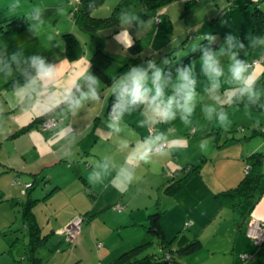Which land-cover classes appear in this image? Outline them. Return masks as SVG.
Returning a JSON list of instances; mask_svg holds the SVG:
<instances>
[{
  "label": "crops",
  "instance_id": "1",
  "mask_svg": "<svg viewBox=\"0 0 264 264\" xmlns=\"http://www.w3.org/2000/svg\"><path fill=\"white\" fill-rule=\"evenodd\" d=\"M250 1L253 0L246 2ZM258 5L264 11V1L259 0ZM28 28L11 33L0 30V49L5 48L3 45L9 38L18 39L21 43L16 44L14 48H7L9 61L11 55L18 51V46L24 48L23 58L36 53L34 41L40 38L39 35L32 36ZM248 31L252 35L250 18ZM183 33L170 38L168 45L164 43L157 47L155 51L157 56L152 52L145 56L139 54V59L131 66L147 69V61L154 59L156 67L160 69L164 58L160 65L159 61H156L161 56L166 55L170 60L171 57L176 59L184 55L185 53L175 55L177 48L183 46L182 43L185 41ZM199 34L204 36L209 33L201 29ZM260 36H264V29ZM101 38L103 48L117 54L108 49V43L102 36ZM134 39L136 38L133 37ZM254 49L248 47V56L251 57L247 61L256 60L257 56L263 61L264 45L258 44L256 50ZM170 50H173L172 53ZM88 54L84 59L89 58ZM203 54L192 59L184 67L187 68L192 63L195 67L196 106L199 105V108L208 104L215 107L228 106L226 112L230 115L229 97L233 101L231 105L243 107L235 101L237 96L233 94V90L237 86L231 81L219 79L220 87L214 89L212 82L203 72L202 64L199 61L194 62ZM50 55L48 62L59 65L58 79L51 88L45 84L42 91L21 102L6 84L10 78L19 74L15 71L17 64H10L12 74L8 78L3 76L9 65L0 64V264H28L23 254V244L22 249L18 250L15 243L18 239L12 243V233H1L12 228L11 210L17 203L22 207V201L28 199L27 197L35 199L33 213L40 225L41 233L62 232L71 216L77 214L83 217L81 224L85 223L88 226L82 229L80 225L75 236L79 245L84 244L86 236L93 238V229L98 226L96 219L100 215L104 216L100 227L107 224V227L113 226L112 228L116 229L127 227L141 229L146 224L147 213L157 208L161 211L160 222L166 236L170 237L183 230L188 237H197L202 243L197 251L173 258V264H264V240L257 245L258 247H254L244 231L249 218L264 223V132L259 134L260 138L254 139L247 138L252 134L256 135L252 132L254 128L250 134H246L245 129L241 135L235 132L228 133L226 126L216 123V113H213V121H208L204 118L202 108H198L199 115L192 118L193 123L190 126L181 123L179 112L170 122H156L146 105H140L131 114L125 112L119 123L121 130L116 132L108 128V123L109 114L118 103L117 96L111 108L108 107L112 83L102 86L100 82L99 102L88 101L79 110L72 112L64 105L51 117L41 121L35 120L62 100L61 89L71 86L85 69L90 71L89 59L83 60L79 58L80 56L69 57L64 48L62 54L57 57L59 62L52 59L53 51ZM61 61L64 62L61 64ZM163 66L164 64L162 69ZM249 68L258 78H264L262 63L258 61ZM165 93L170 95L171 90L165 89ZM239 111L248 113L247 110ZM251 115L250 120H255L258 124L255 128L263 130L264 113L263 116ZM44 120H52L54 123L42 127L41 123ZM30 123L31 126L22 130ZM245 127L249 128L248 125ZM239 130H242V125ZM157 135H160L161 141L167 145L166 154L153 157L148 163H139L135 157L142 150L143 142ZM173 140L176 141L175 144L172 143ZM256 150L262 152V175L257 188L247 199L249 202L246 200L247 207L245 205L244 216L240 219L238 206L230 207L222 203L216 193L237 183L247 165L245 157L249 152ZM199 162L198 170L187 175L183 184L173 193H166L163 190L165 183L179 175L184 166ZM105 164L108 165L110 174L102 175L103 185L89 184L87 175L99 170L98 165L102 167ZM28 182H32V185L25 190L24 186ZM96 183L99 184L100 181ZM127 190L128 193L125 195ZM152 191L155 193L153 197ZM25 193L26 199H22ZM141 194L144 197L142 202L135 203L133 195ZM117 201L121 202L124 210H121L120 206L119 211L114 214V220H106L104 213ZM88 213L92 215L88 217ZM51 216L54 222L48 226V230L47 228L44 230V223L39 218L45 217L48 220ZM241 220L242 224L239 223ZM5 226L7 229H3ZM140 234L142 238L144 231ZM115 246L110 245L105 251L102 248L97 249L96 256L89 257L79 254L75 257L57 259L40 255L42 258L40 264H107L118 255L115 257L109 255L111 252L116 254L119 250Z\"/></svg>",
  "mask_w": 264,
  "mask_h": 264
},
{
  "label": "rangeland",
  "instance_id": "2",
  "mask_svg": "<svg viewBox=\"0 0 264 264\" xmlns=\"http://www.w3.org/2000/svg\"><path fill=\"white\" fill-rule=\"evenodd\" d=\"M247 0H194L191 3L190 7L186 10L187 12L183 13L184 9V0H173L158 9H152L150 11H146L141 8V6H132L128 11L137 15L141 20L144 21V24L139 27H133L130 29L132 37L138 38L141 49L139 54L141 56L152 54L156 55L155 51L157 47L162 46L164 43L168 45V41L170 38H173L178 33H183L182 37H185V41L183 46L178 47V51L175 52L176 56H179L181 53H187L189 50L193 49L195 45L199 41H203L206 44H212L208 47L207 51L216 52L219 50L220 46L223 45L225 48V52L229 51V46L227 45V38L226 35L231 33L233 35L238 36L242 40H244L245 44L247 45L246 37L249 34V18H250V9L253 7V4L256 3L258 5L259 0H253L249 3L246 2ZM264 1V0H261ZM12 0H0V9H3L5 6L9 5ZM117 2V0H101L97 3L94 7L91 8L90 14L92 15H107L112 10V7ZM246 8H245V4ZM39 6L43 9L40 12V16L43 17V22L37 25V31L39 33L38 40L34 41V52L35 54H40L46 52L43 56L47 58L48 61L51 51H53L52 59H55L57 62V57L60 56L63 52L64 48V37L62 33L64 32H72L73 36L77 39L79 45L81 46V54L78 56H74L73 58L79 57L83 60H88V58L84 59V56L90 55L93 50V41L88 37V35L83 32L82 30L78 29L76 25L73 23L72 18L69 15V10L74 9L78 5V0H20V9L27 13V15L33 10L34 6ZM259 6V5H258ZM240 7V8H239ZM260 7V6H259ZM58 9H62V11H58ZM165 12H161L162 10ZM166 13V14H165ZM214 17V18H213ZM119 24V22H118ZM118 24L102 27L97 30V34L104 38L108 44V49L117 53L120 56H127L128 50L123 49L120 47L113 40V36L120 30ZM201 29H205L208 31L209 35L216 37V39L209 43L208 40H205L206 35H200ZM138 31V32H137ZM194 34V35H193ZM51 35L53 37L52 40H49L48 37ZM198 37V38H197ZM180 41V40H179ZM183 42V41H182ZM213 43H217L214 45ZM20 45L21 43L17 40L6 39L5 44L3 46H7L8 49L14 48L15 46ZM180 45V44H179ZM177 45V46H179ZM257 46L254 50H256ZM107 49V48H106ZM248 47L245 49L247 55H244L242 51L239 55L238 59H246L248 60ZM234 50V49H233ZM204 55V54H203ZM157 56V55H156ZM166 55L161 56L158 58L156 62L158 64L165 58ZM256 61L262 63L260 61V56H257ZM11 59V58H10ZM221 65L224 68V75L221 76L219 79H224L225 82H230V73L227 70L228 65V57L225 55L221 57ZM23 61V57L21 58ZM199 61L196 59L194 62ZM251 61V60H250ZM249 62V61H248ZM160 65V64H159ZM162 65L160 70H162ZM90 69V68H89ZM14 70V69H13ZM16 71V69H15ZM14 74V73H13ZM261 78H259V81ZM234 83L233 81H231ZM203 95V94H202ZM203 102H201L202 104ZM200 104V103H199ZM200 104V105H201ZM235 104V103H234ZM210 105V104H208ZM238 105V104H237ZM204 106L199 105L196 106V111L193 117L198 116L197 114L198 108L201 109ZM228 106H216L218 109H223L226 111ZM231 108L229 115V123L226 125L228 133L235 132L239 135L242 134V131L245 129L246 134L251 133V129L258 127L257 121L250 119L252 118L251 114H259L261 116L263 113L261 111L255 110H247L248 113H241L239 110H246L244 107L241 106H234L230 105ZM202 110V109H201ZM200 110V113H201ZM263 116V115H262ZM217 123V122H216ZM220 125V124H219ZM242 125V130H239V127ZM246 125L249 128L245 127ZM244 127V128H243ZM192 129H189L191 131ZM244 133V134H245ZM260 133H256L247 137L248 139L251 138H260ZM258 135V136H257ZM249 141V140H248ZM247 141V142H248ZM16 180V179H15ZM143 186V183L141 184ZM128 193L126 191L125 195ZM152 197L155 196V193L152 191ZM141 195H133L132 199L135 203H141L142 199L144 198ZM26 193L23 195L22 199H26ZM171 198V197H167ZM170 199L169 202H171ZM247 199L239 202L237 204L238 213L240 214V219L244 216L243 209L248 203ZM152 202V201H151ZM120 201L111 204V206L107 209L104 214L106 216V220L113 221L117 210L113 208V205L121 206ZM43 205V204H42ZM48 205L47 203L45 204ZM135 205V204H134ZM162 207V206H161ZM18 209V210H17ZM121 210H124L121 206ZM32 211H34V206L32 207ZM112 212V213H111ZM114 212V213H113ZM53 216L47 218L40 217L39 220L44 223L43 229L45 230L50 227V224L54 222ZM10 227L18 229V240L15 242L17 249H22V244L27 240V231L25 232V226L21 221V207L17 203V206L13 210H11V217H10ZM104 219V216L100 215L97 217L96 222L99 226L100 222ZM241 220L239 223L242 224ZM105 224V223H104ZM49 226V227H48ZM82 229L87 227L88 225L85 223L81 224ZM93 229V238H89L86 236V239L83 245H79L76 238L72 240L65 239L64 231H56L51 232L48 234V239L46 240L45 246H41L36 250L37 255H43L44 257H54L57 259H66L68 257L77 256L79 254H84V256H96L97 249L102 248L103 251L108 249L110 245H116L117 247L116 254L111 252L109 255L111 257H115L119 254L122 250L129 247L132 243H136L141 239V232L144 231V227L141 229L135 227V229L127 228H112L113 226H109L105 224V226H99ZM144 226V225H143ZM101 228V229H99ZM3 229H7L5 226ZM109 229V230H108ZM140 235V236H138ZM247 236V235H246ZM151 242L147 244L144 250H142L136 257H140L143 254H149L150 260L148 264H163V259L161 257V251L158 245V241L154 236L149 237ZM247 238H249L247 236ZM136 241V242H135ZM251 241V240H250ZM134 242V243H133ZM252 242V241H251ZM98 243V244H97ZM253 243V242H252ZM59 246V248H58ZM254 247H258L257 245L253 244ZM57 247V248H55ZM62 247V248H61ZM55 248V249H54ZM115 249V250H116ZM109 256V257H110ZM174 258L181 257L180 255H173ZM129 264H138L136 261L131 262Z\"/></svg>",
  "mask_w": 264,
  "mask_h": 264
},
{
  "label": "clouds",
  "instance_id": "3",
  "mask_svg": "<svg viewBox=\"0 0 264 264\" xmlns=\"http://www.w3.org/2000/svg\"><path fill=\"white\" fill-rule=\"evenodd\" d=\"M90 8L94 5H89ZM20 8V0H12L7 6L8 15H15ZM43 9L39 6H34L33 10L28 14L26 19L30 20L28 31L32 36L38 37L37 25L43 22V17L40 12ZM62 11V9H58ZM119 31L112 37L113 40L128 50L133 46L134 40L130 29L139 27L144 24L137 15H134L127 9H121L118 15ZM138 32V31H137ZM49 40L53 37L49 35ZM216 37L206 34L205 40L212 43ZM247 45L244 40L231 33L227 34V45L229 51L226 53L223 45L216 52L206 51L203 56L199 57V62L202 64L203 72L212 82V87L218 89L220 87L219 78L224 75V68L221 65V57L227 55L228 65L227 70L230 73V79L236 84L233 94L237 96V102L241 103L246 110H257L264 112V83L259 81V78L250 71L248 61L246 59H238L237 57L243 51L246 56L245 49L247 47L255 48L258 44L264 45V36L248 35L246 37ZM201 45L198 47L200 48ZM23 47L18 46V51L11 55V60L7 59V46L0 49V64H8V71L3 76L8 78L12 74L10 67L11 63L17 64L16 71L23 78V83L20 79L14 78L11 81L12 94L19 102L21 100L31 99L33 94L43 90L45 84L52 87L58 79L59 65L48 62L43 55L34 54L23 58ZM194 48L192 51H195ZM234 49V50H233ZM67 58H65L66 60ZM64 61H61V64ZM163 64L170 63L169 58L165 57ZM148 68L144 69L139 66H130L125 72L115 78L111 85L112 93L117 94V105L109 114L108 128L116 132L121 129L119 123L122 115L125 112L131 114L140 105H146L147 110L153 115L156 122H170L176 118L177 112L180 113V121L185 126H190L193 123V116L196 110V79L194 78V65L190 64L187 68H181L177 71L175 80L172 79L171 73L167 78L162 75L159 68L156 67L155 60L147 61ZM91 67V65H89ZM31 69V71H29ZM150 69L151 71L149 72ZM83 81L82 85L80 81ZM100 78L93 75L91 71L85 69L80 76L72 82L71 86H66L61 89V103L67 105L70 112L79 110L86 102H99ZM165 88L171 90L170 95H166ZM229 104H233L232 98L229 97ZM58 106V105H57ZM255 106V107H254ZM204 118L208 121H213V113H216L215 121L221 126H226L229 123L228 112L223 109L217 110L213 105H206L202 108ZM161 136L157 135L143 142L142 150L138 153L135 159L139 163H148L153 157L165 155L168 148L165 144L163 149L158 147L161 141ZM176 143L175 140L172 141ZM99 170H94L86 177L89 184L93 186L103 185L102 175H108V165L102 167L97 166ZM96 181H100L99 184Z\"/></svg>",
  "mask_w": 264,
  "mask_h": 264
},
{
  "label": "trees",
  "instance_id": "4",
  "mask_svg": "<svg viewBox=\"0 0 264 264\" xmlns=\"http://www.w3.org/2000/svg\"><path fill=\"white\" fill-rule=\"evenodd\" d=\"M101 0H78V5L72 10H69V15L73 20L76 27L83 32H85L88 37L93 41V50L89 55V65H91L90 71L93 75H97L100 78V83L102 86L110 85L115 78L120 74L125 72L131 65L136 63L139 59V51L141 49L140 42L138 38L134 39L133 46L128 49V55L126 57H121L117 54L106 51L102 45V38L96 32L99 28L112 26L118 24V15L121 9L129 10L132 6H141L142 9L150 11L152 9H158L173 0H117V2L112 7V10L107 15H92L90 14L91 8L89 5H96ZM194 0H184L183 13L190 7ZM8 6V5H7ZM7 6L0 10V30L6 33H11L15 31L24 30L29 27L30 20L26 19L28 16L18 9L17 14L8 15ZM250 29L252 35H261L264 29V11L256 3L250 9ZM214 18V17H213ZM64 37V52L69 57H74L81 54V46L79 45L77 39L73 36L72 32L62 33ZM199 41L193 49L187 51L186 54L174 58H170V63L164 64L162 69V75L167 78L168 74L171 73L172 78L176 72L184 68L192 59L200 56L208 50V47L212 44H206ZM201 45L200 48H198ZM173 50H170L172 53ZM169 53V54H170ZM168 54V55H169ZM254 65V64H253ZM20 79L21 83L23 78L19 74L10 78L6 84L11 87V81L14 79ZM264 83V78L260 80ZM80 83L83 85L84 82L81 80ZM169 90V88H165ZM117 96L116 93H109L108 96V107L111 108L113 100ZM236 103L241 104L235 100ZM261 102H264L262 99ZM58 105V106H57ZM66 104L57 103L55 106L50 108L44 114L35 118V120L41 121L47 117H51L54 113ZM255 107V106H254ZM258 110V109H257ZM264 113V112H263ZM32 124H28L22 128V130L28 128ZM253 133H263V130H257L254 128ZM247 167L244 169L243 175L237 181V183L231 187L218 191L216 194L222 203H226L230 207H235L239 202L248 199L258 186L259 179L262 175L261 171V151H252L245 157ZM200 162L192 164L190 166H184L182 172L176 177H172L167 183H165L163 190L166 193H173L179 186H181L191 172L198 170ZM32 182H28L24 187L28 189L31 187ZM28 199L22 201L21 207V220L25 229L27 231V240L23 243V254L28 261V264H40L42 258L38 256L35 252L41 247L45 246L46 240L48 239L49 233H41V228L34 217L32 211V206L34 204V198L27 197ZM159 209L152 210L146 215V224L144 225V234L142 238L134 244H131L126 249L122 250L115 258L110 260L107 264H129L136 261L138 264H148L150 260L149 254H143L140 257H136L138 253L145 249L147 244L151 242L150 236H154L157 241L161 251V257L163 259V264L167 262H174L175 255H186L197 251L202 243L197 237H188L187 233L183 230L177 231L174 235L168 237L166 236L161 222H160ZM92 213H88V217ZM83 217H81L82 222ZM12 233L11 242H15L18 239V229L8 228V230H3L1 233ZM250 239V238H249ZM261 243V242H260ZM258 243L257 245H259Z\"/></svg>",
  "mask_w": 264,
  "mask_h": 264
},
{
  "label": "built area",
  "instance_id": "5",
  "mask_svg": "<svg viewBox=\"0 0 264 264\" xmlns=\"http://www.w3.org/2000/svg\"><path fill=\"white\" fill-rule=\"evenodd\" d=\"M257 61L255 59L248 62L249 66L255 64ZM54 122L52 120H44L41 125L42 127L50 126ZM165 145L164 141H160L158 144L159 148H162ZM247 167V165H246ZM245 167V168H246ZM113 208H116L117 210L120 209V206L113 205ZM81 225V216L80 215H73L69 218L66 225L64 226V234L65 239L72 240L75 238L77 233L79 232ZM245 234L250 238V240L256 244L262 242L264 240V223L260 222L259 220L255 218H249L246 227H245ZM165 264H173L172 262H167Z\"/></svg>",
  "mask_w": 264,
  "mask_h": 264
},
{
  "label": "water",
  "instance_id": "6",
  "mask_svg": "<svg viewBox=\"0 0 264 264\" xmlns=\"http://www.w3.org/2000/svg\"><path fill=\"white\" fill-rule=\"evenodd\" d=\"M253 244L257 245L256 243L253 242Z\"/></svg>",
  "mask_w": 264,
  "mask_h": 264
}]
</instances>
